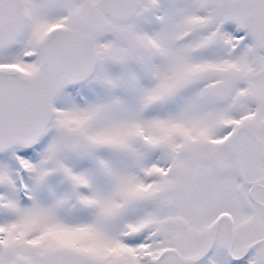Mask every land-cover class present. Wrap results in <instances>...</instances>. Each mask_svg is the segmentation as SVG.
<instances>
[{
    "label": "snow or ice",
    "instance_id": "obj_1",
    "mask_svg": "<svg viewBox=\"0 0 264 264\" xmlns=\"http://www.w3.org/2000/svg\"><path fill=\"white\" fill-rule=\"evenodd\" d=\"M0 264H264V0H0Z\"/></svg>",
    "mask_w": 264,
    "mask_h": 264
}]
</instances>
